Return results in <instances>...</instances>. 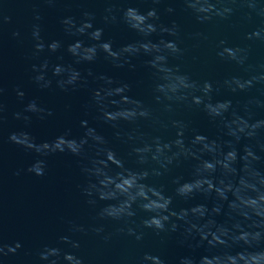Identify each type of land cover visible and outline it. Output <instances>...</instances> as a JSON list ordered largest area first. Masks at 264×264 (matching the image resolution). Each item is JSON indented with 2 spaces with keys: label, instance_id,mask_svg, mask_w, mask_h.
Listing matches in <instances>:
<instances>
[{
  "label": "water",
  "instance_id": "water-1",
  "mask_svg": "<svg viewBox=\"0 0 264 264\" xmlns=\"http://www.w3.org/2000/svg\"><path fill=\"white\" fill-rule=\"evenodd\" d=\"M129 6L138 7L143 12L155 7L160 14L158 23L172 26L175 22L179 26L178 35L157 32L151 37L154 41L161 38L174 40L179 45L181 53L168 54L170 65H179L180 72L201 84L205 80L211 81L217 89L213 93L216 99H232L234 105L251 101L257 118H264V107L257 106V101L264 102V80L246 92L234 93L224 85V81L232 76L247 78L264 73V40L248 39L249 33L264 27V0L253 5L256 11L252 12L251 18L248 13L252 8L248 3L243 0H223L217 7L228 6L235 11L226 19L214 16L204 22L197 20L196 14L186 7L183 0H160V3H153L152 0H0V88H3L0 93V242L12 246L20 242L22 245L16 252L0 255V264H49L52 259H56L57 264H72L65 259V252L76 253L83 258L84 264H142L145 252L161 256L167 264H179L183 256L199 259L209 254L206 245L193 248L189 243L194 241H184L183 227L177 232L165 231L160 234L145 228L142 221L150 213L136 205H133L136 210L133 217L113 219L102 216V209L110 204L118 205L120 200L101 198L98 192L90 196L84 191L96 179L83 170L85 166H90L96 152L91 141L85 145L84 152L76 156L69 151L38 153L33 148L9 139L12 133L26 131L35 138L37 144H41L53 141L69 129L73 136L79 138L84 134L81 121L87 120L105 136L109 147L126 160L128 167L149 169L156 165L152 162L140 165L137 158L129 153L133 146L142 142L139 133L161 135L165 139L175 138L174 129L163 128L164 124H170L171 119L189 122L188 138L195 133H203L209 137L227 139L218 124L202 110L173 103V110L168 111L164 106L168 101L157 103L153 91L155 69L145 64V61L152 59V55L134 57L132 63L136 65L135 68L128 65L117 68L105 59L103 52L94 62L77 63L76 57L67 51L68 44L76 40H84L85 44L98 43L86 35L69 34L61 23L63 18L71 16L79 25L88 18L84 15L86 12L94 14V25L104 28L103 39L111 40L114 48L143 39L121 19L122 10ZM168 7L175 11L167 12ZM108 8H112L113 12H107ZM113 14L117 20L106 23L104 16L111 17ZM4 17H11V20L6 21ZM35 25L40 26V35L46 45L59 40L61 48L51 52L45 47L38 52L35 48L38 41L33 37ZM15 32L20 35L14 36ZM222 40L227 41L229 47L239 46L248 50L247 61L243 66L217 54L224 47L220 43ZM45 61L48 62V68L43 70L46 80L52 81L49 87H42L45 81L34 79L38 73L33 70V65H42ZM57 64L80 69L82 76L87 78L86 86L75 91L71 87L68 91L62 90L57 83L61 77L53 74ZM89 69L93 76H88ZM101 74L131 85L129 95L151 107L153 117L139 121L136 126L121 122L120 128H113L97 119L98 113L90 101L92 89L98 84L96 78ZM18 91H23L25 95L19 96ZM32 100L44 109H51L53 115L26 111V105ZM18 112L21 113L19 119L15 116ZM25 116L31 119L25 120ZM133 127H136L135 140L127 141V136L116 135L118 131L130 132ZM37 160L46 161L42 175L28 171ZM194 163L184 161L164 176H150L147 182L162 184L169 194H174L173 179L176 176L189 179ZM258 166L264 170V161ZM242 183L247 184V181L242 180ZM260 199L264 200V194ZM90 200L95 203H90ZM201 202L208 203L209 207L213 203L211 199L206 200L200 195L192 201L177 197L173 207L178 210ZM247 202L250 205L257 203L255 200ZM224 211L227 213V205ZM260 216L264 217V211ZM216 219L223 222L226 216L220 215ZM260 226L264 229V219H261ZM100 228L103 230L98 232ZM129 228H134L137 233L143 232V239L137 240L135 235H130ZM62 236L69 237V242L61 241ZM71 241H78L79 248L72 247ZM46 247H59L62 250L60 257L42 259L40 254ZM260 264H264V260Z\"/></svg>",
  "mask_w": 264,
  "mask_h": 264
},
{
  "label": "clouds",
  "instance_id": "clouds-1",
  "mask_svg": "<svg viewBox=\"0 0 264 264\" xmlns=\"http://www.w3.org/2000/svg\"><path fill=\"white\" fill-rule=\"evenodd\" d=\"M152 2L160 3V0H152ZM243 2L248 3L252 8L248 13L251 18L252 12L256 11L253 5L259 3V0H243ZM183 3L201 22L211 20L214 16L226 19L235 11L228 6L217 7L218 4L223 3V0H183ZM106 11L112 13L113 9L108 8ZM166 11L172 13L175 9L168 7ZM84 15L88 18L79 25L71 16L61 21L69 34L86 35L88 39L98 42L85 44L84 40H76L68 44L67 51L76 57L77 63L94 62L100 52H103L105 59L115 67L122 68L128 65L135 68L136 65L132 63L134 57L141 54L152 55V59L145 61V64L155 69L153 91L157 103L168 101L169 103L164 105L168 111L173 110V103L202 110L218 124L227 139L209 137L203 133H195L188 138L186 133L189 130V122L183 119H171L170 124H164L163 128L174 129L175 138L165 139L161 135L139 133L142 142L133 146L129 153L137 158L140 165L154 163L156 166L151 169L128 167L126 160L109 147L105 136L87 120L81 121L84 134L79 138L73 136L69 129L53 141H44L41 144H37L35 138L26 131L12 133L9 139L27 148H33L38 153L69 151L76 156L81 155L85 145L91 141L96 152L90 161V166H85L83 170L96 179L84 189L85 193L91 196L94 192H98L101 198L120 200L118 205L110 204L102 209V216L113 219L123 216L133 217L136 215L133 205H136L142 211L150 213L142 221L145 228H151L160 234L165 231L177 232L183 227L184 241L195 242L189 243L190 247L206 245L209 254L199 259L194 256H183L179 264H260L261 260H264V247H261L264 245V229L260 226L261 219H264L260 216L264 211V200L260 199L264 194V170L258 165L264 161V118H257L251 101L243 105H234L232 99H216L213 93L217 89L211 81L205 80L201 84L180 72L179 65L172 66L168 63V54H179L182 52L181 48L174 40L161 38L159 41H154L151 37L157 32L178 35L179 26L175 22L172 26L158 23L160 14L157 8L152 7L143 12L138 7L129 6L122 10L123 22L143 39L124 44L118 49L113 47L111 40L103 39L104 28L94 25V14L86 12ZM4 19L10 21L11 17ZM37 19L40 17L37 16ZM116 20L115 14L111 17L104 16L106 23ZM40 32V26L35 25L33 37L38 41L35 44L38 52L43 51L45 47L51 52L61 48L59 40H53L46 45ZM13 35L20 34L15 32ZM248 39L264 40V27L249 33ZM220 43L224 47L217 53L219 56L235 61L241 66L245 64L247 49L239 46L229 47L227 41L223 40ZM47 68V61L42 65H33V70L38 73L34 79L45 81L42 87H49L52 83L51 80H46L43 70ZM65 73L68 75L65 76ZM53 74L61 77L57 83L64 91H68L69 87L75 91L79 87L86 86L87 83V78L82 76L80 69L71 65L57 64L54 66ZM88 76H93L91 69L88 70ZM96 79L98 84L92 89L90 104L98 113L97 119L103 120L113 128H120L121 122L136 126L139 121L150 120L153 117L151 107L143 100L129 95L131 85L105 74H101ZM262 80L264 73L247 78L232 76L224 81V85L234 93L246 92ZM81 81L84 83H80ZM2 92L3 88H0V93ZM17 94L21 97L25 95L23 91H18ZM257 106L264 107V102L257 101ZM25 110L53 115L51 109L40 107L35 100L30 101ZM15 116L19 119L21 113H15ZM24 119L31 118L25 116ZM134 133L136 127L130 132L118 131L116 135L127 136V141H132L137 138ZM184 161H195L191 177L185 179L183 176H176L172 181L175 185L174 194H169L162 184L147 182L150 176H164ZM45 166L46 161L37 160L28 171L42 175ZM114 169L119 171L114 172ZM242 180H246L247 184H243ZM198 195L205 197L206 200L211 199L213 201L211 207L206 202L195 203L178 210L173 207L177 197L184 201H192ZM249 200H255L256 205H250L247 202ZM90 203L95 201L90 200ZM225 205H227V213L224 211ZM220 215L226 216L223 222L216 219ZM102 230V228L97 229L98 232ZM128 232L130 235H135L137 240H142L144 237L143 232L137 233L134 228H129ZM60 239L65 242L70 240L66 236ZM71 244L72 247L79 248L78 241H71ZM20 247H22L20 242H16L15 246L0 242V255L16 252ZM61 252L59 247H46L40 255L42 259L47 260L49 257L59 258ZM63 255L72 264H84L83 258L74 252H65ZM49 264H57L56 259L50 260ZM142 264H167V262L157 254L145 252Z\"/></svg>",
  "mask_w": 264,
  "mask_h": 264
}]
</instances>
